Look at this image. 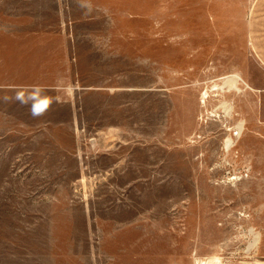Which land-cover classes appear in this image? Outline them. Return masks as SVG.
Instances as JSON below:
<instances>
[{
  "label": "rangeland",
  "instance_id": "obj_1",
  "mask_svg": "<svg viewBox=\"0 0 264 264\" xmlns=\"http://www.w3.org/2000/svg\"><path fill=\"white\" fill-rule=\"evenodd\" d=\"M253 2L0 0V264H264Z\"/></svg>",
  "mask_w": 264,
  "mask_h": 264
},
{
  "label": "crops",
  "instance_id": "obj_2",
  "mask_svg": "<svg viewBox=\"0 0 264 264\" xmlns=\"http://www.w3.org/2000/svg\"><path fill=\"white\" fill-rule=\"evenodd\" d=\"M249 26L252 47L264 67V0H254L252 3Z\"/></svg>",
  "mask_w": 264,
  "mask_h": 264
},
{
  "label": "clouds",
  "instance_id": "obj_3",
  "mask_svg": "<svg viewBox=\"0 0 264 264\" xmlns=\"http://www.w3.org/2000/svg\"><path fill=\"white\" fill-rule=\"evenodd\" d=\"M15 99L18 100L21 104L31 103L32 104L31 113L34 117L43 115L48 110V108L51 106L52 103L59 102L58 99L54 100L53 98L44 95L41 97L39 103H35L34 101L36 97L34 95L25 98V95L22 92L18 93Z\"/></svg>",
  "mask_w": 264,
  "mask_h": 264
},
{
  "label": "bare ground",
  "instance_id": "obj_4",
  "mask_svg": "<svg viewBox=\"0 0 264 264\" xmlns=\"http://www.w3.org/2000/svg\"><path fill=\"white\" fill-rule=\"evenodd\" d=\"M229 84H231V85H236V81H237V79L235 78V77H233V76H229L228 78H227V80H226ZM210 262H211V260H210ZM205 264V263H204Z\"/></svg>",
  "mask_w": 264,
  "mask_h": 264
}]
</instances>
